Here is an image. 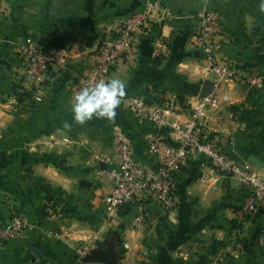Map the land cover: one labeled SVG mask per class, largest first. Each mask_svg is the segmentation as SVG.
Wrapping results in <instances>:
<instances>
[{"label":"crops","instance_id":"0c3cea01","mask_svg":"<svg viewBox=\"0 0 264 264\" xmlns=\"http://www.w3.org/2000/svg\"><path fill=\"white\" fill-rule=\"evenodd\" d=\"M156 2L166 18L141 34L135 51L106 78L126 84L124 98L143 97L163 108L177 103L171 120L190 118L189 101L215 82L195 42L202 11L222 19L219 57L264 75L260 0H0V220L19 212L31 224L0 250V264H102L91 257L108 249L116 264H264V214L241 218L247 187L204 157L193 158L178 175L175 210L167 213L149 202L145 223L137 228L139 208L116 218L105 209L112 181L99 174L107 167L102 158L116 155L127 139L136 160L148 166L155 162L149 144L158 138L174 144L176 137L169 127L135 117L123 101L112 121L76 123V76L119 19ZM159 17L155 10L153 18ZM27 38L59 44L74 55L65 68L51 71L41 95L30 92L20 101L26 83L13 44ZM216 95L218 104L207 114L209 131L230 158L264 174V83L222 82ZM87 243L91 250L79 260L77 249ZM34 248L43 250L40 257Z\"/></svg>","mask_w":264,"mask_h":264},{"label":"built area","instance_id":"2783aa9c","mask_svg":"<svg viewBox=\"0 0 264 264\" xmlns=\"http://www.w3.org/2000/svg\"><path fill=\"white\" fill-rule=\"evenodd\" d=\"M155 10L159 11V20L153 18ZM165 11L161 3L156 2L141 12L119 19L113 32L100 40L86 71L76 76L79 89L106 81L119 63L135 51L138 37L151 33L166 18ZM221 25V17L214 12L202 11L198 14L195 42L204 54L205 69L215 74L214 92L204 97L197 95L189 101L191 114L187 121L171 120L177 103L163 108L143 97L126 96L123 99L124 107L135 117L158 127H169L177 143L167 144L160 138L153 140L147 152L155 157V162L148 166L136 160L134 148L127 139L120 141L116 155L102 158L107 167L99 174L108 176L112 181L111 190L103 196L110 218H116L121 212L129 213L137 207L139 211L133 223L140 228L147 218L149 202H156L167 213L175 210L178 205L175 194L177 177L196 157H204L218 171L241 178L249 191L240 210L241 218L254 216L264 206V174L239 164L225 154L208 127L207 114L211 106L218 104L216 91L222 82L258 86L264 83V75L244 64L219 57L216 34ZM13 52L24 68L26 92L37 96L48 87L51 71L65 68L74 55L70 49L60 46L44 48L32 38L14 42ZM30 227L28 219L19 212H14L7 222L0 220V250ZM90 250L91 243L80 245L77 249L79 260L86 258Z\"/></svg>","mask_w":264,"mask_h":264},{"label":"clouds","instance_id":"9594fccd","mask_svg":"<svg viewBox=\"0 0 264 264\" xmlns=\"http://www.w3.org/2000/svg\"><path fill=\"white\" fill-rule=\"evenodd\" d=\"M260 10L264 11V0H260ZM125 95L126 84L119 78L100 81L91 87L85 86L72 98L73 119L81 125L93 118L112 121Z\"/></svg>","mask_w":264,"mask_h":264},{"label":"water","instance_id":"95a60500","mask_svg":"<svg viewBox=\"0 0 264 264\" xmlns=\"http://www.w3.org/2000/svg\"><path fill=\"white\" fill-rule=\"evenodd\" d=\"M213 87V84H209L206 83L204 84V86L202 87L201 92L199 93L200 97H204L207 96L208 94H210L211 89ZM33 251L35 252V254H37V256H41L42 255V249H38V248H34ZM89 260V258H88ZM91 262H95V263H102V264H116L117 259L112 251V249H108L106 251L103 252H98L96 254L93 255V257H91Z\"/></svg>","mask_w":264,"mask_h":264},{"label":"trees","instance_id":"16d2710c","mask_svg":"<svg viewBox=\"0 0 264 264\" xmlns=\"http://www.w3.org/2000/svg\"><path fill=\"white\" fill-rule=\"evenodd\" d=\"M42 44V46L44 47V48H47V47H49L48 46V43L46 42V41H42L41 42ZM54 46H60V47H62L61 45H59V44H53ZM31 96V94H30V92H19L18 93V99L20 100V101H24L25 99H27V98H29ZM264 214V209L263 208H260L258 211H257V213H255V215L254 216H258V215H263ZM220 246V245H219Z\"/></svg>","mask_w":264,"mask_h":264}]
</instances>
